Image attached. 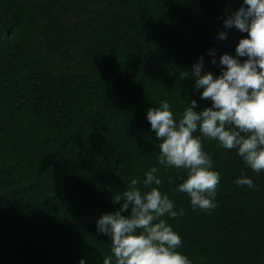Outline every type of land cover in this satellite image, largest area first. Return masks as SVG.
<instances>
[{
    "label": "trees",
    "instance_id": "trees-1",
    "mask_svg": "<svg viewBox=\"0 0 264 264\" xmlns=\"http://www.w3.org/2000/svg\"><path fill=\"white\" fill-rule=\"evenodd\" d=\"M242 4L0 0V264H103L111 239L97 218L119 210L114 197L133 179L142 187L152 167L184 209L165 219L192 264H264V175L197 131L220 182L217 207L193 210L176 191L184 171L158 162L146 119L165 99L177 117L192 99L197 111L211 105L190 71L203 56L218 76L220 56L235 55L247 33L224 20ZM242 172L254 190L235 185Z\"/></svg>",
    "mask_w": 264,
    "mask_h": 264
},
{
    "label": "clouds",
    "instance_id": "clouds-1",
    "mask_svg": "<svg viewBox=\"0 0 264 264\" xmlns=\"http://www.w3.org/2000/svg\"><path fill=\"white\" fill-rule=\"evenodd\" d=\"M224 25L247 33L239 40L235 55L220 56L218 76L205 70L203 56L190 71L195 88L202 89L200 98L210 100L211 105L197 111V101L192 99L177 117L165 99L146 115L160 141L156 145L158 162L185 173L176 191L188 195L193 210L209 213L217 207L220 174L204 150L201 136L217 141L225 150H235L253 175H264V0H243ZM226 38L227 32L219 33V39ZM209 54L215 57V51ZM242 57L247 59L242 61ZM211 63L216 65L217 60L213 58ZM197 131L201 136L194 135ZM159 171L152 167L145 172L142 187L133 179L131 187L114 197V203L123 201L119 210L97 218V232L111 239V255L103 264H113V259L115 264H192L178 250L181 235L165 219L183 216L184 209L175 210L174 201L161 192ZM234 183L240 189H255L246 172ZM129 209L130 214L124 215ZM79 264L87 262L82 258Z\"/></svg>",
    "mask_w": 264,
    "mask_h": 264
}]
</instances>
